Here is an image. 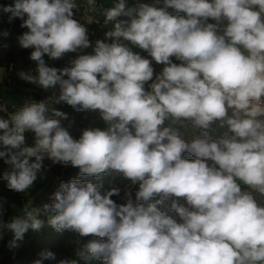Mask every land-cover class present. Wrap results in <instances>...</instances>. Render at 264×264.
<instances>
[{
  "label": "clouds",
  "instance_id": "clouds-1",
  "mask_svg": "<svg viewBox=\"0 0 264 264\" xmlns=\"http://www.w3.org/2000/svg\"><path fill=\"white\" fill-rule=\"evenodd\" d=\"M17 19L34 66L14 75L45 95L0 104V185L28 197L7 219L0 201L10 251L47 226L69 234L72 256L44 249L33 264H264V0H11L0 52ZM14 67L0 66V84ZM61 104L103 127L73 137ZM45 160L110 187L61 180L35 206Z\"/></svg>",
  "mask_w": 264,
  "mask_h": 264
},
{
  "label": "trees",
  "instance_id": "trees-1",
  "mask_svg": "<svg viewBox=\"0 0 264 264\" xmlns=\"http://www.w3.org/2000/svg\"><path fill=\"white\" fill-rule=\"evenodd\" d=\"M82 0H77L79 4ZM11 0H0V3H10ZM169 12L175 15L176 13L169 9ZM20 21L17 19L12 24L4 23L2 27L9 28L12 35L6 41L9 43L10 47L7 50L0 52V66L8 67L10 65H15L13 71L8 74L5 78L6 81L12 83H22V80L17 78L14 75L15 69L24 68L28 69L33 67V62L28 59L31 49L25 50L20 49L16 45L15 37L21 34L25 29L19 27ZM90 52L91 49L85 50ZM77 53H67L62 59L59 60H49L48 63L52 66L61 67L64 66L70 59L74 58ZM47 60L48 58L45 57ZM28 85V84H26ZM30 85V84H29ZM31 95L35 96L36 100L44 98L40 95V89H35L34 86L31 88ZM9 97L22 99L23 97L18 93L17 89L10 92L3 91ZM53 107L57 108L60 111H63L68 116L69 131L71 135L75 138H79L81 130L89 127L86 119L83 116V113H76L71 107L67 105H54ZM224 130H218L213 133V135L222 134ZM191 159V157H188ZM45 165L50 166L48 171V177L45 180H37L35 187L30 193V197L33 199L35 206H42L45 203H51L50 196L56 190L59 182L61 180L68 181L72 178L85 179L94 183H102L103 187L101 191L110 187L109 181L111 177L104 176L101 181L95 180L93 177H79L78 169L72 167H63L61 165H51V162L48 160L44 161ZM10 165H7L0 160V173L5 170H8ZM115 185L123 189L129 181L117 179ZM28 199L25 198L22 194L13 193L10 190H7L0 185V201L3 202V206L6 209L5 218L15 214L16 210L22 207V205ZM118 203L120 201L119 197H113ZM13 205L15 207H13ZM166 210V209H165ZM174 215L173 213H169ZM69 234L65 233L63 235H57L50 227H45L39 232H33L29 230L26 233L24 241L21 242L20 247L15 250H9L7 248V240L0 241V264H33V262L38 259V253L44 249L51 250L57 254V260L62 257L72 256V248L67 245V240ZM44 264H57L56 261H44ZM80 264H84L83 261H80Z\"/></svg>",
  "mask_w": 264,
  "mask_h": 264
},
{
  "label": "built area",
  "instance_id": "built-area-1",
  "mask_svg": "<svg viewBox=\"0 0 264 264\" xmlns=\"http://www.w3.org/2000/svg\"><path fill=\"white\" fill-rule=\"evenodd\" d=\"M99 2H100V0H98V3ZM136 2H137V0H128L129 6H133ZM139 2L151 3L152 0H139ZM80 3H82V1ZM112 6H113V0H104V7L105 8H110ZM99 19L101 20V22L104 19V16H103L102 12L99 14ZM104 31H105V29L101 28L100 25H97V24L91 25L90 26V32H94L95 33V35L91 36V39H93V40H95L97 38L102 39ZM27 99L28 98L19 99V98L9 97L6 94H4L3 90L0 88V104L6 105L10 112L18 110L19 108H21L23 106L25 100H27ZM47 115L49 117L52 116L51 110L47 113ZM93 118H96V116H93ZM93 118L91 120H93ZM62 124L65 127H67L68 130H69L68 119L67 120H62Z\"/></svg>",
  "mask_w": 264,
  "mask_h": 264
},
{
  "label": "crops",
  "instance_id": "crops-1",
  "mask_svg": "<svg viewBox=\"0 0 264 264\" xmlns=\"http://www.w3.org/2000/svg\"><path fill=\"white\" fill-rule=\"evenodd\" d=\"M0 88L3 91H6V92H10L12 90L17 89L18 93L23 98H28L29 97V98L35 99V96L30 94L32 85L22 86V85H18L16 82L12 83L10 81L4 80L3 83L0 84ZM83 116L86 119V121L88 123V126H100V127H103L102 122L99 121V118H98L97 114H95V113H83ZM93 116H96V118H93ZM92 118H93V120H91ZM46 177H48V174H47Z\"/></svg>",
  "mask_w": 264,
  "mask_h": 264
},
{
  "label": "rangeland",
  "instance_id": "rangeland-1",
  "mask_svg": "<svg viewBox=\"0 0 264 264\" xmlns=\"http://www.w3.org/2000/svg\"><path fill=\"white\" fill-rule=\"evenodd\" d=\"M155 67H156V70L159 71V69H160L161 66H155ZM17 84H18V85L25 86L27 83L24 82V81H22V83H17ZM28 85H29V84H28ZM32 86H33V85H32ZM18 88H19V87H18ZM20 88H21V87H20ZM34 88L37 89L35 86H34ZM31 90H32V89H31ZM44 94H45V93H43L42 90H40V95H41L42 97H43ZM28 99H29V97H28ZM47 174H48V171H47V173H46V176H47ZM46 178H47V177H46ZM46 178H45V179H46ZM43 180H44V179H43ZM30 193H31V192H30ZM25 198H27V197H25ZM26 201H27V200H26Z\"/></svg>",
  "mask_w": 264,
  "mask_h": 264
}]
</instances>
